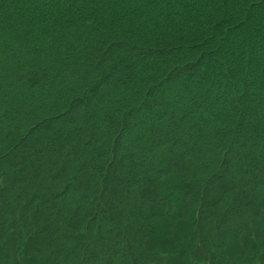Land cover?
Instances as JSON below:
<instances>
[{
  "label": "trees",
  "instance_id": "trees-1",
  "mask_svg": "<svg viewBox=\"0 0 264 264\" xmlns=\"http://www.w3.org/2000/svg\"><path fill=\"white\" fill-rule=\"evenodd\" d=\"M0 264H264V0H0Z\"/></svg>",
  "mask_w": 264,
  "mask_h": 264
}]
</instances>
